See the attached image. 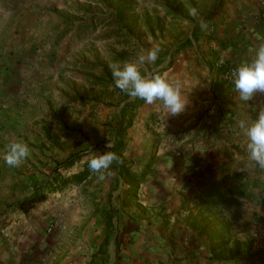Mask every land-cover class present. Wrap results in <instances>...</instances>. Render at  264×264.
I'll return each mask as SVG.
<instances>
[{
    "label": "crops",
    "instance_id": "0c3cea01",
    "mask_svg": "<svg viewBox=\"0 0 264 264\" xmlns=\"http://www.w3.org/2000/svg\"><path fill=\"white\" fill-rule=\"evenodd\" d=\"M19 2L0 0V78L7 68L12 70L10 83L0 91V105L20 101L19 90L12 87L19 83L14 77L31 74L26 68L35 61L29 52L20 51L28 39L13 36ZM208 8L206 29L199 27L190 48L178 55L174 69L165 75L180 84L187 104L181 114L170 117L179 126L172 136V149L158 151L166 161L162 181L151 184L160 190L157 199L145 197L141 184L135 206L118 192L120 187L108 192L102 208L71 209L63 203L59 229L49 238L35 220L58 216L53 199L10 213L6 205L22 197L20 174L26 170L22 165L0 167L4 174L0 177V264H33L32 254L41 251L46 254L44 264L50 257L54 264H264V204H260L264 203V170L247 162L246 137L237 126L241 118H257L264 108V95L256 93L240 101L234 86L226 84L222 71L215 68L219 58L235 67L252 59L254 52L249 50L255 49L257 34L264 37V0H221L218 7ZM25 25L28 30L27 21ZM146 106L158 107V103ZM157 111L168 115L165 109ZM221 186L245 188L254 201L259 200L240 202L236 210L242 213L237 214L236 225L229 227L236 243L252 242L250 258L217 259L223 250L220 245L229 239L219 237V229L234 223V217L206 211L201 199L207 189ZM251 205V213L245 215L244 209ZM245 223H250L248 229Z\"/></svg>",
    "mask_w": 264,
    "mask_h": 264
},
{
    "label": "rangeland",
    "instance_id": "374dc122",
    "mask_svg": "<svg viewBox=\"0 0 264 264\" xmlns=\"http://www.w3.org/2000/svg\"><path fill=\"white\" fill-rule=\"evenodd\" d=\"M20 1L13 16L16 30L13 36L15 40L28 39L30 50L26 42L20 51L29 52L35 61L26 68L31 74L14 77L19 83L12 87L19 90L16 96L20 95V101L0 105V167L7 166L2 158L3 150L14 139L27 143L31 152L22 164L26 170L20 174L18 192L22 197L15 204L6 205L5 209L10 213L19 209L35 185H45L56 173L61 179H66L84 169L89 170L84 159L89 151L101 154L115 152L114 146L122 161L119 166L124 172V179L117 180L118 170L114 163L105 173L103 181L91 172L80 185L70 184L61 190L43 191L45 199L37 204L52 198L58 216L36 219V227L50 238L59 229L63 203L71 209L102 208L108 192L119 187L118 192L135 206L136 195L130 183L134 174H145L142 183L145 197L156 200L160 190L151 184L162 181L163 162L166 161L158 151L172 149V136L179 126L170 118L171 115L160 116L157 110H164L162 102H155L158 107L151 108L143 102L126 114L122 122L124 132L115 135L124 98L114 86L109 65L135 61L139 55L146 54V50L158 46L157 61L140 66V71L141 74L157 72L165 78L166 72L174 69L178 55L190 48L200 22L207 20L209 1L208 11L218 7L221 0ZM122 2L130 3L133 10L119 19L114 16L113 7ZM191 8L197 11L195 17L189 15ZM26 21L28 30L25 29ZM30 26L34 29L31 30ZM189 40L191 42L187 44ZM182 43H186L185 48L178 51ZM7 69L0 78V91L12 78V70L7 72ZM131 100L133 98L128 101ZM129 121L131 125L127 126ZM106 144L109 147L106 148ZM70 157H78V162L71 168H60ZM3 176L0 173V177ZM124 184H128L125 193ZM149 204L154 205L150 201ZM34 205H25L20 210L28 211ZM252 205L244 209L245 215L251 213ZM147 208L150 210V206ZM130 211L137 210L132 208ZM240 213L236 206L226 212L230 219L235 218L230 227L236 225L237 214ZM244 225L248 229L250 223ZM48 228L53 233L48 234ZM42 252L32 254L33 264H44L46 254ZM46 261L51 264V257Z\"/></svg>",
    "mask_w": 264,
    "mask_h": 264
},
{
    "label": "clouds",
    "instance_id": "9594fccd",
    "mask_svg": "<svg viewBox=\"0 0 264 264\" xmlns=\"http://www.w3.org/2000/svg\"><path fill=\"white\" fill-rule=\"evenodd\" d=\"M189 15L196 16L195 8L189 10ZM202 30L207 25L200 22ZM258 41L252 59L241 63L230 72L234 90L238 93L240 101H248L256 93H264V37L256 36ZM160 52L158 46L146 50V54L139 55L135 61L116 62L109 65L113 77V83L121 92L126 93L133 99L143 100L146 104L152 105L157 101L162 102L163 108L168 116L181 114L186 107L187 99L182 98L180 84L169 83L157 72H145L141 74L140 66L148 63L154 64ZM246 137L245 151L247 162L253 168L258 167L264 170V108H261L255 120L241 118L237 121ZM109 147L106 144V148ZM30 148L22 140L14 139L5 145L3 160L6 165L13 168L20 167L30 156ZM85 161L92 173L97 174L98 180L105 179V173L115 163L119 165L120 157L112 151L98 153L89 151L85 155ZM109 175L111 173H108Z\"/></svg>",
    "mask_w": 264,
    "mask_h": 264
},
{
    "label": "trees",
    "instance_id": "16d2710c",
    "mask_svg": "<svg viewBox=\"0 0 264 264\" xmlns=\"http://www.w3.org/2000/svg\"><path fill=\"white\" fill-rule=\"evenodd\" d=\"M118 4L119 5H117V6L115 5L113 7L114 16L116 18L118 17L120 19L121 16H123L124 14L129 13L133 10L132 5L128 2H122V3H118ZM190 42H191L190 40L186 41L187 44ZM186 43H182L180 45V49L178 51H181L183 48H185L184 44H186ZM119 92H120V94H122L124 99H123V105H122L121 110H120L119 119H118V122L115 126V130H114L115 135H120L124 132V128L122 127V122H123L126 114L129 111L139 107L144 102L143 100H140L138 98L133 99L131 101H128L131 97H129L126 93L121 92L120 90H119ZM130 119H132V116L130 117ZM130 125H131V122L129 121L127 126H130ZM113 150L116 152L117 147L114 146ZM77 158L78 157H70L59 167L64 168V169L71 168L75 163L78 162ZM86 166H87V163H86ZM116 167L118 170L117 180L118 181L123 180L124 179L123 170L121 169V167L119 165H117ZM90 174H91L90 170L84 169L79 174L72 175L66 179H61L60 176L56 173L53 175L51 180H48V182L45 185H35L32 188L30 195L23 199V201L20 204L19 209H22L23 206H25V205L29 207V206H32L34 204H37L39 202L44 201L45 195H44L43 191H53L55 189L61 190V188L65 187L67 185H70V184L80 185L89 178ZM144 175L145 174H141V175L134 174V175H132V177L130 179L131 188L134 190L135 195L137 194L139 186L144 182ZM245 187H247V185H245ZM240 199H243L246 201H252L255 203L259 202V200L254 201L251 193L250 192L248 193L247 191H245V188H243V189H236L233 187H225L224 188L223 186H221L218 189H215V188L210 189L209 191H207V193H205L203 195L201 200H202V204H203L202 207H204V209L206 211L209 212L211 210L215 213L223 214V213H226L233 206H239L240 205V201H239ZM130 200H134V199H130ZM229 227H230V225L228 224V225H225L223 228L219 229L220 230L219 231V237L226 235V236H228L229 239H227L226 242H224L220 245V248L221 249L223 248V250L221 253H219L217 255V259L218 260H224V261L236 262V261L242 260V257H243V259L252 257L251 256L253 254L252 242L246 241L243 245L236 243L234 240L231 239V235L229 234ZM232 241H233V246L229 247V245L232 243ZM225 247H227V249H226L227 252L224 251Z\"/></svg>",
    "mask_w": 264,
    "mask_h": 264
},
{
    "label": "built area",
    "instance_id": "2783aa9c",
    "mask_svg": "<svg viewBox=\"0 0 264 264\" xmlns=\"http://www.w3.org/2000/svg\"><path fill=\"white\" fill-rule=\"evenodd\" d=\"M215 68L222 71V80L226 84L233 86L231 76H230V72L236 67L229 65L223 58H219L217 60V62L215 63ZM258 94L261 96L264 95V93H259V92H258ZM47 232H48V234H51V233H53V230L51 228H48Z\"/></svg>",
    "mask_w": 264,
    "mask_h": 264
}]
</instances>
